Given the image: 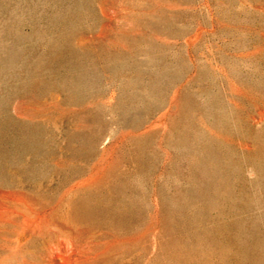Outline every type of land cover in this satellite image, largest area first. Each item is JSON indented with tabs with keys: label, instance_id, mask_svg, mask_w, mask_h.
Returning <instances> with one entry per match:
<instances>
[{
	"label": "rangeland",
	"instance_id": "obj_1",
	"mask_svg": "<svg viewBox=\"0 0 264 264\" xmlns=\"http://www.w3.org/2000/svg\"><path fill=\"white\" fill-rule=\"evenodd\" d=\"M0 264H264V0H0Z\"/></svg>",
	"mask_w": 264,
	"mask_h": 264
}]
</instances>
